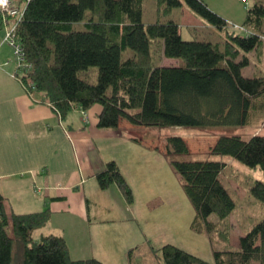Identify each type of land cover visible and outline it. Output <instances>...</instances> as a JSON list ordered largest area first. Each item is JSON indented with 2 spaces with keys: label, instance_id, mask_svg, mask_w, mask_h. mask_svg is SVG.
<instances>
[{
  "label": "trees",
  "instance_id": "trees-1",
  "mask_svg": "<svg viewBox=\"0 0 264 264\" xmlns=\"http://www.w3.org/2000/svg\"><path fill=\"white\" fill-rule=\"evenodd\" d=\"M143 3L29 0L18 35L33 68L21 77L16 71L15 78L30 97L43 93L41 102L49 103L62 118L76 107L85 112L100 104L97 126L102 129H118L122 120L145 128L207 129L248 125L253 112L264 118V68L258 67L254 75L243 73L251 63L249 53L264 43V0H254L247 8L244 33L232 28L205 0H157L167 14L187 4L224 31L226 36L219 41L185 39L175 20L145 24ZM2 14L0 10L3 28ZM76 22H84V28L75 27ZM129 49L135 54L125 56ZM164 57L180 61L165 64ZM165 150L172 157L188 154V142L179 135L169 136ZM209 154L230 156L264 171V134L248 139L222 135ZM171 165L195 209L192 229L207 233L211 241L229 242V217L237 201L221 178L227 163L173 159ZM95 177L101 189L116 184L125 200L134 202L133 189L117 161H108ZM249 193L264 204V181H253ZM50 215L49 209L8 211L0 194V264H105L96 257L72 258L63 236L36 238V230ZM156 254L159 264H264V217L240 236L237 249L214 250L212 262L173 244H165Z\"/></svg>",
  "mask_w": 264,
  "mask_h": 264
},
{
  "label": "rangeland",
  "instance_id": "rangeland-1",
  "mask_svg": "<svg viewBox=\"0 0 264 264\" xmlns=\"http://www.w3.org/2000/svg\"><path fill=\"white\" fill-rule=\"evenodd\" d=\"M205 1L213 11L227 17L232 28L241 33L245 32L242 28L234 27V23L242 26L247 8L254 0ZM158 19L177 21L185 39L219 41L226 36L224 31L197 14L187 4L173 7L167 14L164 9L158 8L157 0H144L143 22L149 24ZM84 26V22L75 23L77 28ZM10 47L12 54L4 65L8 68L9 65L14 66L12 71L16 77L18 64L15 52L12 46ZM256 50H260V47ZM155 53L158 56L157 52ZM127 54L133 55L135 51L129 49L124 53L125 56ZM176 59L180 61L177 57H164L162 61L171 64L177 63ZM257 65L260 68L264 67L261 51L258 54ZM92 68L98 70L97 66ZM253 71H256V68L250 65L244 68L243 73L252 75ZM92 81L95 82L96 79ZM136 134L137 137H144L148 143H140ZM136 134L127 133L128 139L131 137L134 140L116 138L106 143L107 145L101 144L100 156L94 155L95 161L108 158L107 156H114L110 160H119L117 163L123 167L125 177L133 189L134 202L129 204L123 198V194L118 192L116 184L109 190L102 192L99 188L96 194H91L93 200L102 203L91 206L93 225L83 224L81 231L77 232L78 237L74 232L68 233L73 248L72 258L85 259L98 255L104 258L107 264H159L156 252L165 244H173L212 262L214 250L237 249L240 236L245 235L264 217V204L249 193V186L253 181H264V171L259 167H249L233 157L211 155L209 152L210 147L222 135H241L248 139L255 134H264V118L259 116V112H253L251 122L244 126L207 129L149 127L138 130ZM173 135L182 136L188 142V154L173 157L166 154V138ZM173 159H211L227 163L221 178L223 183L233 190L237 201V207L229 217L231 225L229 242L218 239L211 241L207 233H198L192 229L195 209L183 189L180 177L171 165ZM96 185L100 187L99 183ZM90 186L91 182H88L86 187ZM210 218L216 220V215L212 214ZM36 237H40L38 232Z\"/></svg>",
  "mask_w": 264,
  "mask_h": 264
},
{
  "label": "crops",
  "instance_id": "crops-1",
  "mask_svg": "<svg viewBox=\"0 0 264 264\" xmlns=\"http://www.w3.org/2000/svg\"><path fill=\"white\" fill-rule=\"evenodd\" d=\"M4 34V28L0 27V194L5 198L8 211L31 213L49 209L48 222L36 232L40 236H63L72 254L68 233L74 232L78 237L83 224L93 225L91 206L102 203L91 196L100 188L95 174L114 158L107 156L95 161L94 155L100 156L101 144L107 145L116 138L130 140L127 133L135 135L145 127L122 120L118 129H102L97 126L102 110L100 104L85 112L76 107L62 118L49 103L30 97L14 77V66L4 65L12 54ZM260 51L264 58V43L260 50L249 53L248 66L256 68L252 75L257 72ZM176 61L171 64H178L179 60ZM43 95L37 93L36 98L43 99ZM136 138L140 143L147 142L137 134ZM120 168L126 176L123 167ZM88 182H91L89 188L86 187ZM111 187L100 190L104 192ZM117 189L122 194L118 186ZM89 257L107 264L98 255Z\"/></svg>",
  "mask_w": 264,
  "mask_h": 264
},
{
  "label": "built area",
  "instance_id": "built-area-1",
  "mask_svg": "<svg viewBox=\"0 0 264 264\" xmlns=\"http://www.w3.org/2000/svg\"><path fill=\"white\" fill-rule=\"evenodd\" d=\"M28 2L29 0H0V10L3 11L1 24L5 29L4 40L13 47L18 64L17 72L20 74V77L21 75L30 72L33 68L32 64L25 59L22 43L18 35L19 21L24 17ZM234 25L233 26L236 28L239 27L244 29L243 25L241 27L235 23ZM37 93L38 92H33L31 97L41 102L45 96L43 95V99H37Z\"/></svg>",
  "mask_w": 264,
  "mask_h": 264
}]
</instances>
